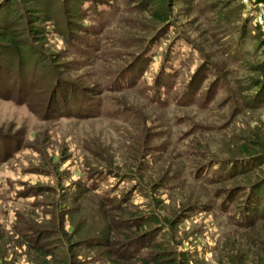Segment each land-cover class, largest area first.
Listing matches in <instances>:
<instances>
[{
    "label": "rangeland",
    "instance_id": "rangeland-1",
    "mask_svg": "<svg viewBox=\"0 0 264 264\" xmlns=\"http://www.w3.org/2000/svg\"><path fill=\"white\" fill-rule=\"evenodd\" d=\"M262 2L0 0V264L259 262Z\"/></svg>",
    "mask_w": 264,
    "mask_h": 264
},
{
    "label": "trees",
    "instance_id": "trees-1",
    "mask_svg": "<svg viewBox=\"0 0 264 264\" xmlns=\"http://www.w3.org/2000/svg\"><path fill=\"white\" fill-rule=\"evenodd\" d=\"M148 1L149 2H155L158 5L161 3V0H148ZM261 1H264V0H254V2H261ZM8 8H10V5L7 3L6 9H5V11H7V14L5 13L4 16H2L3 22H0V54H2V53L5 54L8 51H10L8 53H10V55L13 56V55L18 54V52L20 51V48H19V45L17 44L16 38L13 35H11V33L8 36L5 35L6 30L9 32L12 29L11 23H9V20H6L7 16H5V15H8ZM153 14L159 16L156 9H154ZM31 15H33V17H36L37 14H31ZM253 67L258 71L264 72V63H262V62L254 64ZM262 85L263 86L260 87L256 96H260L261 91H264L263 90L264 84H262ZM262 95L264 96V93ZM262 187L263 188H261V185H260V188H258V190H256L255 193H256V197L262 196L263 199L262 198L261 199L264 200V182L262 184ZM255 207H257V206H255ZM249 209L253 210V208H249V206H247V205L244 207L245 215L247 214L246 211H248ZM137 217L138 218H136L134 220L136 222H138V224H136L138 227L145 225V224H147V226H149V225L157 222L156 216L151 212L143 213ZM243 221H244V219H243ZM243 221H240V222L242 223ZM128 245H129V247L131 246L130 243ZM252 247H254V246H252ZM259 254L260 255L264 254V236L262 237V235L260 233H257L256 247L253 249L251 255H253V257H256V255H259ZM243 258H244V255L239 254L238 259L236 258V260H235L232 257L229 261H231L233 264H237V263L242 264ZM259 258H260V261L262 260L261 264H264V255L260 256ZM138 259L140 261V264H151V262H152V264H174V261H175L174 258H170L168 256L167 250H158V252L155 254V256L152 255L151 257H149V259H145V257H143V258L141 257ZM160 259L164 260V263L160 262ZM253 259L255 260V262L253 264H260V261L258 262V260H256L255 258H253Z\"/></svg>",
    "mask_w": 264,
    "mask_h": 264
},
{
    "label": "built area",
    "instance_id": "built-area-1",
    "mask_svg": "<svg viewBox=\"0 0 264 264\" xmlns=\"http://www.w3.org/2000/svg\"><path fill=\"white\" fill-rule=\"evenodd\" d=\"M258 6H259V5H257V7H258ZM258 8H259V7H258ZM261 16L264 17V14H262ZM260 23H263V27H262V29L264 30V19H261V20H260Z\"/></svg>",
    "mask_w": 264,
    "mask_h": 264
},
{
    "label": "crops",
    "instance_id": "crops-1",
    "mask_svg": "<svg viewBox=\"0 0 264 264\" xmlns=\"http://www.w3.org/2000/svg\"><path fill=\"white\" fill-rule=\"evenodd\" d=\"M255 3H256V6L258 5V3H259V4H263V2H262V1H261V2H255Z\"/></svg>",
    "mask_w": 264,
    "mask_h": 264
}]
</instances>
